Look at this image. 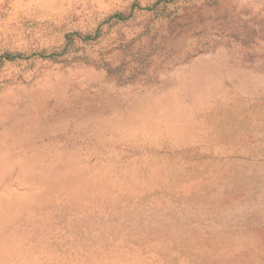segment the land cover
<instances>
[{
	"label": "rangeland",
	"instance_id": "rangeland-1",
	"mask_svg": "<svg viewBox=\"0 0 264 264\" xmlns=\"http://www.w3.org/2000/svg\"><path fill=\"white\" fill-rule=\"evenodd\" d=\"M156 1L0 0V50ZM150 19L0 68V264H264V0Z\"/></svg>",
	"mask_w": 264,
	"mask_h": 264
},
{
	"label": "trees",
	"instance_id": "trees-1",
	"mask_svg": "<svg viewBox=\"0 0 264 264\" xmlns=\"http://www.w3.org/2000/svg\"><path fill=\"white\" fill-rule=\"evenodd\" d=\"M179 0H157L150 6L138 7L135 8V5H132V8L129 12L117 11L109 15L104 19L103 24L94 33H83L80 31H74L67 35L66 42L60 47V50L47 52L39 51L36 53H27L23 51H12L8 49L0 50V68L4 67L7 63L21 62L32 59L33 57H39L43 61H49L53 63L62 62L63 59L72 54V52L78 51V43L87 44L94 41H97L102 36V27L105 24H109V27H113L120 23H127L134 16L136 10L144 11L146 10L151 17L149 22H157L160 19L166 18L169 16V7L176 4ZM146 31L149 33L152 31L150 23L145 27ZM77 54V53H76ZM75 59L78 62H83L88 65H92L93 61L87 59V57H82L81 55L76 56ZM108 67V66H106ZM108 72H111L110 68H106Z\"/></svg>",
	"mask_w": 264,
	"mask_h": 264
}]
</instances>
